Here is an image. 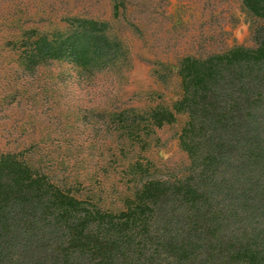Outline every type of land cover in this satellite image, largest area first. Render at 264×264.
Returning a JSON list of instances; mask_svg holds the SVG:
<instances>
[{
  "label": "trees",
  "instance_id": "trees-1",
  "mask_svg": "<svg viewBox=\"0 0 264 264\" xmlns=\"http://www.w3.org/2000/svg\"><path fill=\"white\" fill-rule=\"evenodd\" d=\"M241 1L264 20V0ZM109 29L75 18L66 32L30 30L13 46L31 69L67 59L101 70L121 50ZM252 39L183 57L171 105L111 115L110 128L142 147L143 135L187 115L185 175L151 178L152 163L139 158L131 169L144 182L119 211L77 197L21 153L0 152V264H264V24Z\"/></svg>",
  "mask_w": 264,
  "mask_h": 264
},
{
  "label": "rangeland",
  "instance_id": "rangeland-1",
  "mask_svg": "<svg viewBox=\"0 0 264 264\" xmlns=\"http://www.w3.org/2000/svg\"><path fill=\"white\" fill-rule=\"evenodd\" d=\"M75 18L110 24L121 50L108 67L60 59L31 69L13 46L30 30L66 32ZM262 24L241 0H0V152L21 153L77 197L119 211L144 182L131 169L139 158L152 163L151 178L185 175L178 136L187 115L143 135L144 147L112 130L111 115L171 105L182 93L183 57L253 47Z\"/></svg>",
  "mask_w": 264,
  "mask_h": 264
}]
</instances>
